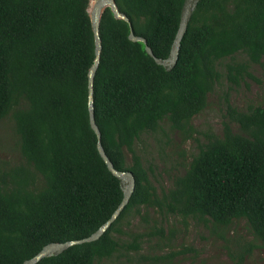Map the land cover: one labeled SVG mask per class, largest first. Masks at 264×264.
Returning a JSON list of instances; mask_svg holds the SVG:
<instances>
[{
  "label": "trees",
  "instance_id": "obj_1",
  "mask_svg": "<svg viewBox=\"0 0 264 264\" xmlns=\"http://www.w3.org/2000/svg\"><path fill=\"white\" fill-rule=\"evenodd\" d=\"M91 1L0 0V120H13L23 159L21 165L0 168V264H23L49 243L90 236L122 201L119 181L100 157L89 124ZM183 1L114 3L154 56L165 59ZM128 35V24L105 8L99 21L102 49L94 77V116L113 166L133 173L134 192L99 240L37 264H100L122 249L138 253L145 237L164 239L156 220L150 232L130 230L131 218L150 224V209L159 214L160 224L168 217L183 223L191 218L209 222L221 233L245 221L264 246V104L238 110L225 97L221 133L207 136L167 188L157 189L151 181L154 170L135 150L136 142L156 133L162 123L193 138L191 121L205 109L222 77L234 86L245 78L260 82L250 67L264 68V0H200L170 71ZM239 55L245 59L236 60ZM121 236L130 242L121 243ZM252 247L240 244L239 257Z\"/></svg>",
  "mask_w": 264,
  "mask_h": 264
},
{
  "label": "rangeland",
  "instance_id": "obj_2",
  "mask_svg": "<svg viewBox=\"0 0 264 264\" xmlns=\"http://www.w3.org/2000/svg\"><path fill=\"white\" fill-rule=\"evenodd\" d=\"M90 2L88 9L92 7ZM244 56H236L243 61ZM220 70L224 69L220 67ZM252 74L259 83L245 78L238 86L231 85L225 77L207 96L205 109L196 115L191 124L195 130L193 138L186 139L180 132L170 129L167 123L156 133L143 135L135 144V150L140 155L146 167L154 170L152 183L157 189L170 186V177L182 174L192 158L206 143L210 134L219 135L222 131L223 115L225 114V97L238 110H247L250 106L264 104V68L259 65L250 67ZM130 163V155L126 154ZM23 164V159L17 152L14 123L10 117L0 120V168L5 169ZM145 210L141 209L142 215ZM150 224L143 222L140 217L130 219L131 232H150L153 230L152 220L157 227L162 226L164 239L160 237H145L138 253H126L122 249L111 260H103L100 264H264V246L254 240L245 221L235 222L223 230V233L194 219L168 217L160 224V217L153 210L147 211ZM122 230L128 228L121 225ZM117 235V233H113ZM223 235V236H221ZM121 243L130 242L128 236H121ZM252 243L254 247L247 253L241 254L240 244ZM126 245V244H125ZM150 257L157 260L151 261Z\"/></svg>",
  "mask_w": 264,
  "mask_h": 264
},
{
  "label": "water",
  "instance_id": "obj_3",
  "mask_svg": "<svg viewBox=\"0 0 264 264\" xmlns=\"http://www.w3.org/2000/svg\"><path fill=\"white\" fill-rule=\"evenodd\" d=\"M199 1L200 0H184L183 1L181 11H180L178 28L175 33L173 42L171 44L169 55L165 59L154 56L151 48L146 44V40L134 34L133 27H132L130 20L118 10V8L116 7L114 3V0H93L92 1L93 4H92L90 11L88 9V13H89L91 25H92V30H93V36H94V61L91 67L89 68L88 74H87V108H88L89 124H90L91 129L96 135V139H97L96 147H97L100 157L105 163L108 171L113 176H115L119 181V185L123 193L122 201L120 202L118 207L115 209V211L112 213L110 218L106 222H104L90 236L79 239V240L66 241L64 243H49L46 246H44L34 257L24 261L23 264H37L42 259L53 257V256H58L61 253L65 252L66 250L70 249L71 247H75V246L87 244V243H92V242L99 240L107 232V230L110 229V227L113 225L116 219L120 216L124 208L129 203L130 198L135 189V178H134L133 173L131 171L117 170L113 166L108 156L106 155L104 148L101 144V132L95 122L94 77H95V74H96V71L99 65L101 49H102L101 40L99 36V21H100V15L104 11V9L107 7L110 8L115 18L125 21L129 26L128 39L132 42H142L144 44L145 52L151 58H153L155 63L157 65L162 66L166 71H170L174 68V66L177 63L181 40L187 30V26L190 22V19Z\"/></svg>",
  "mask_w": 264,
  "mask_h": 264
}]
</instances>
